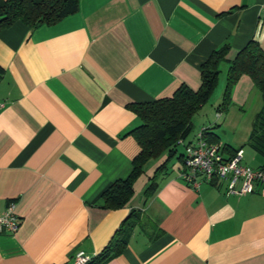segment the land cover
Returning <instances> with one entry per match:
<instances>
[{"label": "crops", "instance_id": "1", "mask_svg": "<svg viewBox=\"0 0 264 264\" xmlns=\"http://www.w3.org/2000/svg\"><path fill=\"white\" fill-rule=\"evenodd\" d=\"M250 38L264 47V0H78L52 24L1 28L0 213L13 201L18 225L0 226V264H68L97 252L124 218V246L99 264H264V196L226 193L225 179L189 185L183 150L177 162L165 150L146 160L124 205L101 199L138 148L130 103L196 88L213 48L227 45L224 69ZM229 100L253 106L246 120L262 103L244 73ZM224 144V155L241 148L243 163H264L249 143L259 156Z\"/></svg>", "mask_w": 264, "mask_h": 264}, {"label": "trees", "instance_id": "2", "mask_svg": "<svg viewBox=\"0 0 264 264\" xmlns=\"http://www.w3.org/2000/svg\"><path fill=\"white\" fill-rule=\"evenodd\" d=\"M77 4L78 0H0V29L15 20H20L29 28L42 23L52 24L74 12ZM226 47L224 43L213 48L200 63V80L196 88L179 83L168 95L130 103L138 123L128 129L127 133L132 135L138 148L131 157V168L127 175L114 179L102 191V206L115 208L124 205L132 194V183L141 172L145 161L164 150L168 155L176 151V144L182 142L190 130V116L207 100L216 84L218 63L224 58ZM243 73L249 76L262 97L261 106L254 115L247 135V143L264 156V47L252 38L237 50L227 65L221 98L216 104L217 110L228 103L232 85ZM207 128H201V133L207 141H213L215 134ZM222 146L225 147V144ZM163 166L164 161L155 167L143 189L144 194L154 190V175ZM258 166H264V163ZM125 220L126 218L120 221L107 242L94 254L87 255L82 264H99L120 252L125 244Z\"/></svg>", "mask_w": 264, "mask_h": 264}, {"label": "built area", "instance_id": "3", "mask_svg": "<svg viewBox=\"0 0 264 264\" xmlns=\"http://www.w3.org/2000/svg\"><path fill=\"white\" fill-rule=\"evenodd\" d=\"M0 101V106L2 105ZM183 168L179 176L186 183L197 187L202 181L226 180V193H246L256 190L264 196V166H249L241 161V148L224 155L221 146L207 141L201 130L183 145ZM14 230L18 218L14 202L9 201L0 213V226ZM87 255L77 251L68 264H82Z\"/></svg>", "mask_w": 264, "mask_h": 264}, {"label": "rangeland", "instance_id": "4", "mask_svg": "<svg viewBox=\"0 0 264 264\" xmlns=\"http://www.w3.org/2000/svg\"><path fill=\"white\" fill-rule=\"evenodd\" d=\"M220 64H218V73H217V76L219 77V81L216 82L207 100L203 102L198 107V109L195 112H193L192 115L190 116V121L192 125L189 131L191 132L192 130L195 129L196 126H198L201 122H205L207 119L209 120L214 119L215 122H212L211 129L209 130L210 132H213L215 134L213 141L219 143L223 151L226 150V148L222 146L224 143L235 146L241 145L244 150L243 153L244 158H246V156L249 154H255L254 156L257 157L259 155H257L248 146L247 136L246 135L243 136L246 131L244 125L249 126L250 124V127L252 125L251 123L253 117L246 120V115H248L247 113L249 111L248 109L253 108V106L247 103L246 106L243 109H241V106L235 105L231 103V100H229V102L226 103L224 107L220 108L219 110H216L215 106L216 103L220 101L221 98V92L224 84L225 70L227 67L226 64L223 69L222 67H220ZM259 105H260V101H259ZM206 116H208L209 118ZM246 121L249 122L246 123ZM176 145H177L176 152L170 156V161L173 162L174 160L176 162L178 161V157L176 154L183 150L182 142H178Z\"/></svg>", "mask_w": 264, "mask_h": 264}]
</instances>
